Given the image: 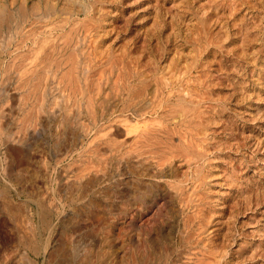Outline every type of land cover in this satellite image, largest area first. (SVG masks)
I'll use <instances>...</instances> for the list:
<instances>
[{
  "label": "rangeland",
  "instance_id": "1",
  "mask_svg": "<svg viewBox=\"0 0 264 264\" xmlns=\"http://www.w3.org/2000/svg\"><path fill=\"white\" fill-rule=\"evenodd\" d=\"M0 72V264H264V0H0Z\"/></svg>",
  "mask_w": 264,
  "mask_h": 264
},
{
  "label": "bare ground",
  "instance_id": "2",
  "mask_svg": "<svg viewBox=\"0 0 264 264\" xmlns=\"http://www.w3.org/2000/svg\"><path fill=\"white\" fill-rule=\"evenodd\" d=\"M69 35H70V34H69ZM65 36H66V35H65ZM66 37H67V36H66ZM71 39H72V38H71ZM65 40H66V39H65ZM65 40H64V41H65ZM74 46H76V45H74ZM64 48H65V47H64ZM71 51H72V49H71ZM71 54H72V53H71ZM68 55H69V54H68ZM73 55H74V54H73ZM73 55H72V56H73ZM69 56H70V55H69ZM48 57H49V56H48ZM71 58H72V59H73V58L75 59V57H71ZM74 59H73V60H74ZM56 60H57V59H56ZM75 60H76V59H75ZM75 60L72 61V62L75 63ZM55 62H56V61H55ZM58 62H59V61H58ZM72 62H71V63H72ZM62 63H63V62H62ZM22 64H23V63H22ZM38 64H39V63H38ZM46 64H47V63H46ZM56 64H57V63H56ZM18 66H20V65L18 64ZM45 66H46V65H45ZM48 66H49V65H48ZM55 66H57V65H55ZM24 67H25V66H24ZM46 67H47V66H46ZM54 68H55V67H54ZM68 68H69V67H68ZM39 69H40V68H39ZM43 69H44V68L42 67V70H43ZM70 69H71V68H70ZM74 69H75V68H74ZM51 70H52V69H51ZM43 71H44V70H43ZM70 71H71V70H70ZM72 71H73V68H72ZM0 73H1V72H0ZM42 73H43V75H45V74H44L45 72H42ZM62 73H63V72H62ZM78 73H79V72H78ZM71 74H72V73H71ZM30 75H31V74H30ZM26 76H27V75H26ZM69 76H70V74H69ZM69 76H68V77H69ZM73 76H74V75H73ZM28 77H29V75H28ZM29 78H31V77H29ZM33 79H34V77H33ZM73 79H74V77H73ZM25 80H26V78H25ZM25 80H24V81H25ZM37 80H38V79H37ZM59 80H60V79H59ZM29 81H30V80H29ZM69 81H70V80H69ZM79 81H80V80H79ZM51 82H52V81H51ZM72 82H73V81H72ZM42 83H43V82H42ZM45 83H46V82H45ZM72 84H73V83H72ZM76 84H78V83L76 82ZM76 84L74 83V85H76ZM45 85H46V84H45ZM45 85H44V86H45ZM48 85H49V84H48ZM64 85H65V83H64ZM64 85H63V86H64ZM70 85H71V84H70ZM34 86H35V85H34ZM57 86H58V85H57ZM71 86H72V85H71ZM76 86H77V85H76ZM78 86H79V84H78ZM115 86H116V85H115ZM39 87H40V86H39ZM113 87H114V86H113ZM33 88H34V87H33ZM41 88H42V87H41ZM67 88H68V87H67ZM74 88H75V87H74ZM74 88H73L72 90H74ZM77 88H79V87H76V89H77ZM34 89H35V88H34ZM34 89H33V91H34ZM37 89H39V88H37ZM79 89H80V88H79ZM148 89H149V88H148ZM40 90H41V89H40ZM95 90H97V89H95ZM61 91H62V90H61ZM29 92H30V91H29ZM36 92H38V91H36ZM66 92H67V91H66ZM74 92H75V91H74ZM52 93H53V92H52ZM72 93H73V91H72ZM35 95H36V94H35ZM53 95H54V94H53ZM79 95H80V93H79ZM136 95H137V94H136ZM142 95H143V94H142ZM36 96H37V95H36ZM58 96H59V95H58ZM85 96H86V95H85ZM39 97H40V96H39ZM74 97H75V96H74ZM69 98H70V97H69ZM77 98H78V97H77ZM83 98H84V97H83ZM38 99H39V98H38ZM121 99H122V98H121ZM139 99H140V98H139ZM46 100H47V99H46ZM87 100H88V99H87ZM125 100H126V99H125ZM72 101H73V100H72ZM77 101H78V100H77ZM97 101H98V100H97ZM36 102H38V101H36ZM61 102H62V101H61ZM84 102H85V101H84ZM87 102H88V101H87ZM93 102H94V101H93ZM123 102H124V101H123ZM72 103H73V102H72ZM74 103H75V99H74ZM37 104H38V103H37ZM37 104H36V105H37ZM44 104H45V103H44ZM106 104H107V103H106ZM142 104H143V103H142ZM78 105H79V104H78ZM128 105H129V104H128ZM134 106H135V108H136V105H134ZM34 107H35V105H34ZM63 107H64V106H63ZM126 107H127V106H126ZM161 107H162V106H161ZM89 108H90V107H89ZM34 109H35V108H34ZM102 109H103V107H102ZM127 109H128V108H127ZM99 110H100V109H99ZM129 110H130V109H129ZM68 111H69V110H68ZM130 111H131V110H130ZM46 112H47V111H46ZM66 112H67V111H66ZM135 112H136V111H135ZM32 114H33V113H32ZM131 114H132V112H131ZM30 115H31V114H30ZM66 115H67V113H66ZM72 115H73V114H72ZM75 115H76V114H75ZM77 115H78V114H77ZM94 115H95V114H94ZM137 115H138V114H137ZM28 116H29V115H28ZM130 116H131V115H130ZM141 116H142V115H141ZM32 117H33V116H32ZM68 117H69V116H68ZM68 117H67V118H68ZM76 117H77V116H76ZM91 117H92V116H91ZM133 117H134V116H133ZM138 117H139V116H138ZM138 117H137V118H138ZM26 118H27V117H26ZM63 118H64V117H63ZM63 118H61V119H63ZM73 118H74V117H73ZM95 118H96V117H95ZM137 118H136V119H137ZM78 119H79V118H76V120H78ZM34 120H35V119H34ZM96 120H97V118H96ZM133 120H134V119H133ZM141 120H143V119H141ZM67 121H68V120H67ZM67 121H62V122L65 123V122H67ZM74 121H75V118H74ZM134 121H135V120H134ZM160 122H161V121H160ZM67 123H68V122H67ZM138 123H139V122H138ZM158 123H159V122H158ZM31 124H32V123H31ZM136 124H137V122H136ZM65 125H66V124H65ZM170 125H171V124H170ZM140 126H142V125H140ZM150 127H151V126H150ZM141 128H142V127H141ZM137 130H138V129H137ZM176 130H177V128L175 129V131H176ZM129 131H130V130H129ZM145 131H146V130H145ZM126 132H127V131H126ZM146 132H147V131H146ZM138 133H139V131H138ZM153 133H154V132H153ZM135 134H136V133H135ZM139 134H140V133H139ZM141 134H142V133H141ZM155 134H156V133H155ZM159 135H160V134H159ZM84 136H85V135H84ZM136 136H137V135H136ZM139 136H140V135H139ZM134 137H135V136H134ZM161 137H162V136H161ZM183 137H184V136H183ZM110 138H111V137H110ZM127 138H128V137H127ZM162 138H163V137H162ZM112 139H113V138H112ZM122 140H123V139H122ZM124 140H125V139H124ZM124 140H123V142L126 141V140H125V141H124ZM116 141H117V140H116ZM103 142H105V141H103ZM114 142H115V141H114ZM105 143H106V142H105ZM105 143H102V144H105ZM109 143H111V142L109 141ZM109 143H108V145H109ZM176 143H177V142H176ZM100 144H101V143H100ZM122 144H123V143H122ZM137 144H138V143H137ZM72 145H74V144L72 143ZM72 145H71V146H72ZM106 145H107V144H106ZM110 145H111V144H110ZM110 145H109V146H110ZM119 145H120V144H119ZM183 145H184V144H183ZM135 146H136V145H135ZM96 147H97V146H96ZM117 147H118V146H117ZM70 148H71V147H70ZM103 148H105V147H103ZM112 148H113V147H112ZM114 148H115V147H114ZM126 148H127V147H125V149H126ZM130 148H131V147H130ZM147 148H148V147H147ZM152 148H153V147H152ZM67 149H68V147H67ZM71 149H72V148H71ZM99 149H102V147H101V148H98V150H99ZM110 149H111V148H110ZM65 150H66V149H65ZM95 150H96V149H95ZM66 151H67V150H66ZM101 151H102V150H101ZM106 151H107V150H106ZM120 151H121V150H120ZM140 151H141V150H140ZM94 152H95V151H94ZM117 152H118V151H117ZM136 152H137V151H136ZM68 153H69V152H68ZM68 153H67V154H68ZM70 153H71V152H70ZM98 153L100 154V151H98ZM104 153H105V152H104ZM118 153H119V152H118ZM79 154H80V153H79ZM103 155H104V154H103ZM113 155H114V154H113ZM122 155H123V154H122ZM131 155H132V154H131ZM79 156H80V155H79ZM96 157H97V156H96ZM139 158H140V157H139ZM143 158H144V157H143ZM124 159H126V158H124ZM130 160H131V159H130ZM130 160H129V161H130ZM132 160H133V159H132ZM173 160H174V159H173ZM179 160H180V159H179ZM76 161H77V160H76ZM148 161H149V160H148ZM153 161H154V160H153ZM176 161H177V160H176ZM125 162H126V161H125ZM90 163H93V162H90ZM151 163H152V161H151ZM154 163H155V162H154ZM198 163H199V162H198ZM70 164H71V163H70ZM100 164H102V163L100 162ZM126 164H127V163H126ZM137 164H138V163H137ZM137 164H136V165H137ZM174 164H175V162H174ZM78 165H79V164H76V166H78ZM84 165H86V167H87V163H86V164H83V166H82V165H81V166L84 167ZM144 165H146L145 162H144ZM71 166H72V165H71ZM74 166H75V165H74ZM79 166H80V165H79ZM88 166H89V165H88ZM136 167H137V166H136ZM141 167H142V166H141ZM170 167L172 168V166H170ZM170 167H169V168H170ZM73 168H74V167H73ZM79 168H80V167H78V170H79ZM84 168H85V167H84ZM164 168H165V167H164ZM66 169H67V168H66ZM81 169H82V168H81ZM85 169H86V168H85ZM140 169H141V168H140ZM173 169H174V168H173ZM173 169H172V170H173ZM74 170H75V169H74ZM83 170H84V169H83ZM83 170H82V171H83ZM172 170H171V171H172ZM82 171H80L79 173H81ZM95 171H96V170H95ZM199 171H200V170H199ZM56 172H57V171H56ZM159 172H160V171H159ZM165 172H166V171H165ZM168 172H169V171H168ZM168 172H167V173H168ZM79 173H78V176H79ZM85 173H86V172H85ZM155 173H156V172H155ZM74 174H76V173H74ZM74 174H73V176H74ZM81 174H82V173H81ZM153 174H154V173H153ZM163 174H164V172H163ZM84 175H85V174H83V178H84ZM87 175H88V174H87ZM137 175H138V174H137ZM196 175H197V174H196ZM58 176H59V175H58ZM76 176H77V175H76ZM85 176H86V175H85ZM62 177H63V176H62ZM87 177H88V176H87ZM93 177H94V176H93ZM162 177H163V176H162ZM76 178H77V177H76ZM79 178H80V177H79ZM81 178H82V177H81ZM81 178H80V180H81ZM165 178H166V177H165ZM170 178H171V177H170ZM85 179H86V177H85ZM91 179H92V178H91ZM160 179H161V178H160ZM162 179H164V178H162ZM83 180H84V179H83ZM83 180H82V181H83ZM86 180H87V179H86ZM74 181H75V180H74ZM77 181H78V183H79V180H78V179H77ZM82 181H81V182H82ZM154 181H155V179H154ZM157 181H159V180L157 179ZM85 182H86V181H85ZM85 182L83 183V185L85 184ZM75 183H76V182H75ZM76 184H77V183H76ZM79 184H82V183H79ZM88 184H89V183H88ZM163 184H164V183H163ZM77 185H78V184H77ZM86 185H87V184H86ZM180 185H181V184H180ZM73 186H74V185H73ZM73 186H72V187H73ZM79 186H81V185H79ZM79 186H78V188H80ZM191 186H192V185H191ZM75 187H76V185H75ZM81 187H82V186H81ZM163 187H165V184H164ZM84 188H85V187H84ZM165 188H166V187H165ZM166 190H167V189H166ZM80 192H81V191H80ZM142 192H143V191H142ZM163 192H165V191H163ZM139 193H140V191H139ZM145 195H147V194H145ZM137 197H138V196H137ZM139 198H142V196H140ZM172 198H173V197H172ZM172 198H171V199H172ZM188 198H189V197H188ZM145 199H146V198H145ZM164 199H165V198H164ZM177 199H178V198H177ZM172 200H174V199H172ZM167 201H168V200H167ZM181 201H182V200H181ZM172 202H173V201H172ZM176 202H177V201H176ZM138 203H139V202H138ZM169 204H170V203H169ZM177 204H178V203H177ZM181 204H182V203H181ZM189 204H190V202H189ZM10 205H11V204H10ZM10 205H9V206H10ZM6 206H7V204H6ZM181 206H182V205H181ZM189 206H190V205H189ZM177 207H178V206H177ZM191 207H192V206H191ZM19 209H20V208H19ZM177 209H178V208H177ZM183 209H184V208H183ZM187 209H189V208H187ZM9 210H10V209H9ZM162 210H163V209H162ZM169 210H170V209H169ZM175 210H176V209H175ZM171 211H172V209H171ZM178 211H179V210H178ZM188 211H189V210H188ZM12 212H13V211H12ZM141 212H142V211H141ZM185 212H186V211H185ZM183 213H184V212H183ZM183 213H182V214H183ZM41 214H42V213H41ZM45 215H46V214H45ZM18 216H19V214H18ZM42 217H43V215H42ZM42 217H41V218H42ZM142 218H143V216H142ZM198 218H199V217H198ZM136 219H137V218H136ZM143 219H144V218H143ZM198 220H199V219H198ZM147 221H148V220H147ZM43 222H44V221H43ZM144 222H146V221L144 220ZM184 222H185V221H184ZM141 224H142V223H141ZM183 224H184V223H183ZM147 225H148V224H147ZM187 225H188V224H187ZM183 229H184V228H183ZM196 229H197V228H196ZM145 232H146V231H145ZM186 235H187V234H186ZM137 236H138V235H137ZM199 236H200V235H199ZM26 243H27V242H26ZM156 243H157V242H156ZM25 245L27 246L26 248H28V249H30L31 251H34V252H35V248H34V246L32 245V243H31V244L28 243V245H27V244H25ZM25 245H24V246H25ZM145 245H146V244H145ZM151 245H152V244H151ZM164 247H165V244H164ZM200 247H201V246H200ZM200 247H199V248H200ZM142 248H143V247H142ZM142 248H141V249H142ZM161 248H162V247H161ZM213 248H214V247H213ZM36 250H38V249H36ZM131 250H132V249H131ZM131 250H130V251H131ZM90 251H91V250H90ZM136 251H137V249H136ZM139 251L142 252L141 250H139ZM202 251H203V250H202ZM145 252H146V251H145ZM207 252H208V251H207ZM138 253H139V252H138ZM156 253H157V252H156ZM162 253H163V252H161V254H162ZM136 254H137V252H136ZM146 254H147V253H146ZM161 254H160V255H161ZM156 255H157V254H156ZM191 255H192V254H191ZM143 256H144V255H143ZM146 256H147V255H146ZM77 257H78V256H77ZM139 257H140V256H139ZM199 257H200V256H199ZM74 258L77 260V258L75 257V255H73V260H74ZM160 258H161V257H160ZM191 258H192V257H191ZM84 259H85V258H84ZM136 259H137V258H136ZM197 259H198V257H197ZM79 260H80V259H79ZM128 260H129V259H128ZM201 260H202V259H201ZM204 260H205V259H204ZM204 260H203V261H204ZM132 262H133V261H132ZM135 262H136V261H134V263H135ZM145 262H146V261H145ZM189 262H190V261H189ZM23 263H24V262H22V264H23ZM75 263H77V262H75ZM141 263H142V262H141ZM201 263H202V262H201ZM136 264H137V263H136ZM199 264H200V263H199Z\"/></svg>",
  "mask_w": 264,
  "mask_h": 264
}]
</instances>
